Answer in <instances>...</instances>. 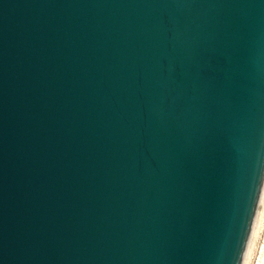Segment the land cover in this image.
<instances>
[{"label": "water", "instance_id": "obj_1", "mask_svg": "<svg viewBox=\"0 0 264 264\" xmlns=\"http://www.w3.org/2000/svg\"><path fill=\"white\" fill-rule=\"evenodd\" d=\"M264 0H0V264H254Z\"/></svg>", "mask_w": 264, "mask_h": 264}, {"label": "rangeland", "instance_id": "obj_2", "mask_svg": "<svg viewBox=\"0 0 264 264\" xmlns=\"http://www.w3.org/2000/svg\"><path fill=\"white\" fill-rule=\"evenodd\" d=\"M254 264H264V236L259 247L258 253L256 255Z\"/></svg>", "mask_w": 264, "mask_h": 264}]
</instances>
